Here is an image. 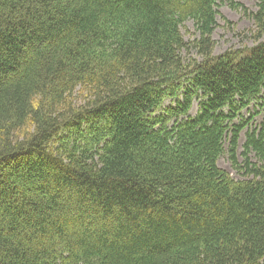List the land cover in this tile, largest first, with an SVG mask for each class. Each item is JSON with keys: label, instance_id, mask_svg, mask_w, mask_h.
I'll return each instance as SVG.
<instances>
[{"label": "trees", "instance_id": "1", "mask_svg": "<svg viewBox=\"0 0 264 264\" xmlns=\"http://www.w3.org/2000/svg\"><path fill=\"white\" fill-rule=\"evenodd\" d=\"M219 1L253 46L216 54ZM250 106L264 0H0V264H264Z\"/></svg>", "mask_w": 264, "mask_h": 264}, {"label": "rangeland", "instance_id": "2", "mask_svg": "<svg viewBox=\"0 0 264 264\" xmlns=\"http://www.w3.org/2000/svg\"><path fill=\"white\" fill-rule=\"evenodd\" d=\"M242 3L245 8L254 12L257 8V0H236ZM219 26L216 29L214 34V39L217 42L216 54H221L228 49H240L243 48L244 44L251 47L255 44V41L252 39V34L255 29V25L250 18L245 16L242 10L236 11L232 10L227 4H223L219 2ZM229 22V23H226ZM190 34H185L187 40L191 38L194 31V28L191 23L187 24V28ZM185 32V30H184ZM193 37V36H192ZM198 112V103L195 104L194 110L191 115L195 116ZM260 112L259 114H256ZM255 116L254 120L250 122L251 117ZM244 120L243 122H241ZM249 123V126L241 133L240 138V149H239V157L243 152L242 146L246 141V134L248 131H251L255 128H260L264 123V109H260L256 106H251L248 110H244L239 118L235 121L236 125L244 123L245 125ZM252 159L253 156H252ZM241 161V160H240ZM242 162V161H241ZM219 166L226 170L233 178L240 179L238 174H236L235 170H233L229 156L226 154L219 161Z\"/></svg>", "mask_w": 264, "mask_h": 264}]
</instances>
